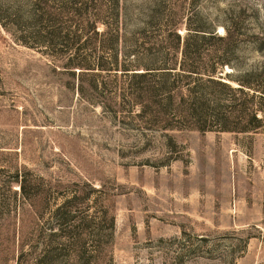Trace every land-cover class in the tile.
I'll use <instances>...</instances> for the list:
<instances>
[{
  "label": "rangeland",
  "instance_id": "rangeland-1",
  "mask_svg": "<svg viewBox=\"0 0 264 264\" xmlns=\"http://www.w3.org/2000/svg\"><path fill=\"white\" fill-rule=\"evenodd\" d=\"M222 26L235 86L264 0H0V264H264V127L141 114L121 70Z\"/></svg>",
  "mask_w": 264,
  "mask_h": 264
},
{
  "label": "trees",
  "instance_id": "trees-1",
  "mask_svg": "<svg viewBox=\"0 0 264 264\" xmlns=\"http://www.w3.org/2000/svg\"><path fill=\"white\" fill-rule=\"evenodd\" d=\"M222 29L224 35L200 27L189 29L192 42H189L191 37H180L173 32L167 45L178 50L182 41L178 58L159 54L150 58V64L135 63L121 69L129 78V93L140 103L141 114L153 107L152 112L159 110L181 121H192L201 132L211 129L255 132L264 127V64L234 71L235 74L223 73L235 86L224 81L221 66L232 68L231 55L226 49L221 53L210 52L219 45L229 48L234 40L235 35L228 28L222 26ZM70 60L67 64L73 65L71 68H81ZM76 92H82L79 86ZM152 112L150 117L158 115Z\"/></svg>",
  "mask_w": 264,
  "mask_h": 264
}]
</instances>
